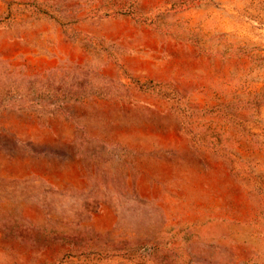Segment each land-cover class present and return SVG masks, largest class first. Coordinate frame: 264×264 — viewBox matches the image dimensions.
<instances>
[{
	"label": "rangeland",
	"instance_id": "rangeland-1",
	"mask_svg": "<svg viewBox=\"0 0 264 264\" xmlns=\"http://www.w3.org/2000/svg\"><path fill=\"white\" fill-rule=\"evenodd\" d=\"M0 264H264V0H0Z\"/></svg>",
	"mask_w": 264,
	"mask_h": 264
}]
</instances>
